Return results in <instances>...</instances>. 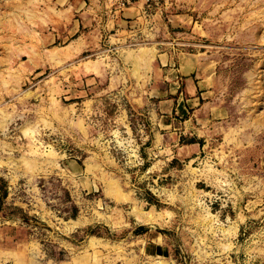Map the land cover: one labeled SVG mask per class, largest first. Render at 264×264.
I'll list each match as a JSON object with an SVG mask.
<instances>
[{
    "label": "rangeland",
    "instance_id": "obj_1",
    "mask_svg": "<svg viewBox=\"0 0 264 264\" xmlns=\"http://www.w3.org/2000/svg\"><path fill=\"white\" fill-rule=\"evenodd\" d=\"M70 2L0 0V264H142L143 212L170 249L143 264H264V0H142L136 36L87 51ZM166 57L216 110L169 165L148 149Z\"/></svg>",
    "mask_w": 264,
    "mask_h": 264
},
{
    "label": "crops",
    "instance_id": "obj_2",
    "mask_svg": "<svg viewBox=\"0 0 264 264\" xmlns=\"http://www.w3.org/2000/svg\"><path fill=\"white\" fill-rule=\"evenodd\" d=\"M96 1L71 0L68 5L70 13L74 15L77 12L80 21L70 38L82 31V35L80 34L82 38L89 41L88 47L85 48L87 51L94 46L96 38H101L104 34L109 35V38L119 35L128 38L136 36L145 18L142 0H135L121 9H110L104 13L106 17L102 14V7L96 5ZM55 38L53 34V43ZM193 72L192 68L189 70L176 68L171 57H166L164 63H159L154 72V84L149 96L154 104L149 112V119L153 126L150 131L152 145L148 149L155 157L160 156L161 153L173 155L164 159L165 165H169L174 159L184 162V158L188 159L191 157L189 155L202 151L207 136L216 128V110L215 103L210 100L211 92L203 81L193 76ZM89 77L93 78L87 79L86 83L92 85L95 74H89ZM146 214L148 212L139 214L142 218L140 220L134 219L136 223L129 228L124 239L142 240L137 250L140 255L136 260L137 263L142 262V264L147 263L150 258L163 256L167 259L170 254L169 247L164 244L165 238L151 230L153 223L143 221L148 219ZM139 228L144 230L137 231ZM112 253L110 259H115ZM125 254L127 261L123 260L121 264H128V261L133 258L131 250ZM72 259L74 258L71 257V261L59 264H73ZM27 261L29 262L28 258L23 259L21 263L27 264Z\"/></svg>",
    "mask_w": 264,
    "mask_h": 264
},
{
    "label": "built area",
    "instance_id": "obj_3",
    "mask_svg": "<svg viewBox=\"0 0 264 264\" xmlns=\"http://www.w3.org/2000/svg\"><path fill=\"white\" fill-rule=\"evenodd\" d=\"M133 1L135 0H119V2H117V8L118 9L124 8L130 5Z\"/></svg>",
    "mask_w": 264,
    "mask_h": 264
},
{
    "label": "bare ground",
    "instance_id": "obj_4",
    "mask_svg": "<svg viewBox=\"0 0 264 264\" xmlns=\"http://www.w3.org/2000/svg\"><path fill=\"white\" fill-rule=\"evenodd\" d=\"M148 219H149V218H148ZM148 219H147L146 221H149ZM143 221H145V219H144ZM151 223H152V222H151Z\"/></svg>",
    "mask_w": 264,
    "mask_h": 264
}]
</instances>
